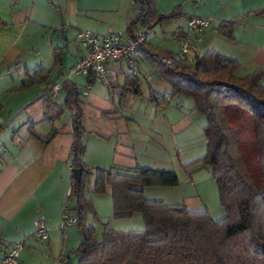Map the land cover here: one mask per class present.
Listing matches in <instances>:
<instances>
[{"label":"crops","instance_id":"1","mask_svg":"<svg viewBox=\"0 0 264 264\" xmlns=\"http://www.w3.org/2000/svg\"><path fill=\"white\" fill-rule=\"evenodd\" d=\"M207 1L170 0L169 3H163V0H156L158 15L165 16L175 10L178 16L160 25V34H162L160 36L165 40L163 43L158 41L154 44L153 39H157L158 34H149L143 48L155 52H173L165 48L169 46L170 41L180 46L187 37L190 40L196 37L187 31V22L190 19L211 18L217 23L215 26H209L199 35L200 42L196 49L198 46H210V50L237 60L240 64L236 72L238 78H243L264 67V0H209L211 5L216 7H213L214 9L205 6ZM137 14L138 5L134 0H0L2 36L28 30L30 34H36L35 40L46 43L45 60L50 61L49 64L46 67L41 63L34 68H27L26 70L33 71L29 75L32 76L39 70H51L47 81L26 88L21 87L26 79L20 77V74L17 78L11 77L12 82L8 80L7 75H0V80L7 81L6 87L0 89V133L21 115L16 114L14 103L17 104V108H23L22 111L26 115V120L8 141L0 143V260L17 243L23 244L19 263L34 264L38 242L51 245L53 241H58L62 246L58 254L67 252L68 247L73 254L81 241L82 234L76 225L61 229L64 210L69 217L75 218L72 211L74 200L69 199L68 196L71 189V118L74 109L73 107L70 109L72 99H68V91L61 87L63 81L71 83L79 94L84 148L81 160L87 168L106 167L105 164L115 156L118 148L129 149L131 153L134 146H142L144 143L154 142L153 144L163 147L164 140L160 126L168 124L174 127L175 121H179V118L186 114L185 103L189 108L188 111L195 112L194 105L191 108L189 102L177 103L175 97L171 98L170 102L165 101L164 104L154 101L158 95L170 93V88L163 93L150 90L151 105L153 102L154 107L160 108L152 115L147 113L149 107L146 103H142V107L139 106L136 111L134 110L136 102L132 100V107L129 110H121L115 103L113 104V101L104 99L103 93L101 96L90 93L85 101L81 100L85 79L69 74L80 53L76 42L77 33L89 31L95 35H105L111 31L127 34V25L136 18ZM222 22H233L232 41L226 40L218 33L217 27ZM58 48L63 49L60 64L54 65L53 51ZM12 50L13 48L3 51L1 57L6 54L11 55ZM40 51L38 47L32 49L35 53L33 57H37ZM195 53L204 52L196 50ZM18 54V50L13 53L15 58L19 57ZM123 67L126 66L109 63L108 69L115 77V81L111 89L101 84L104 91L110 93L112 89L114 90L113 92L120 99L119 106L127 99L130 102L133 97L142 95L141 89L136 94L127 89L129 87L126 85L127 78L132 73L125 74ZM139 71L140 74L136 76L138 81L144 78L145 82H148L152 81V77H160L153 66L143 61L140 62ZM122 74L123 83L119 81ZM57 84L61 85L60 90L53 96L51 88ZM80 84H82L81 89L78 88ZM261 85L264 87V78L261 80ZM4 99L6 100L3 102ZM60 103L71 110L65 123H62L59 117L63 111ZM91 105L97 108L91 113L92 122L88 120L89 113L86 112ZM175 106H180V109H175ZM53 130H56L57 134L47 145L36 138V136L45 138ZM103 169L121 170L113 165ZM90 179L93 181V177ZM172 189L147 188L144 194L148 199L168 203L164 197ZM147 191H150V197H147ZM108 195L111 202L110 192ZM92 207L93 210L98 211L96 204L93 203ZM39 221L48 230L46 241L35 238V224ZM46 262L51 261L46 260ZM68 264H71V258Z\"/></svg>","mask_w":264,"mask_h":264},{"label":"trees","instance_id":"2","mask_svg":"<svg viewBox=\"0 0 264 264\" xmlns=\"http://www.w3.org/2000/svg\"><path fill=\"white\" fill-rule=\"evenodd\" d=\"M134 3L138 5V14L126 28L131 36L138 28L164 25L178 16L175 10L158 15L156 0H134ZM233 28V22H222L217 31L232 41ZM62 51L60 48L53 51L54 65L60 64ZM161 58L169 59L170 64H163ZM136 59L139 65L142 61L150 63L171 86L170 93L160 94L154 101L164 104L168 97L181 95L192 99L194 111L205 116L202 128L205 154L183 168L200 164L210 169L225 216L214 221L207 210L190 212L184 204L145 197L147 188L177 187L179 180L174 171L136 167L114 172L85 167L81 160L84 148L79 94L71 83L63 81L61 87L68 91L74 109L69 199L74 200L75 225L82 234L74 251L77 264H264V87L261 85L264 67L238 78L239 62L215 51L194 53L190 61L179 52L141 48ZM129 71L132 74L126 85L134 86L136 94L139 91L136 76L140 71L138 75ZM50 74L51 70L36 71L28 75L21 87L45 82ZM56 134L53 130L45 138H36L47 145ZM75 169L81 170L79 182L73 176ZM91 177L94 194L109 190L114 220L131 219L139 214L144 228L105 229L100 239H95L94 228L86 223L87 214L97 218L85 199V185Z\"/></svg>","mask_w":264,"mask_h":264},{"label":"rangeland","instance_id":"3","mask_svg":"<svg viewBox=\"0 0 264 264\" xmlns=\"http://www.w3.org/2000/svg\"><path fill=\"white\" fill-rule=\"evenodd\" d=\"M169 1L170 0H163V3H169ZM205 6H207V8L209 9L214 7L213 5H211L209 0L206 2ZM216 23L212 21L210 26H215ZM160 30V25L155 24L152 28L148 29L147 38L149 34L157 33L158 38L153 39L154 44L158 41L160 43H163L165 40L161 39L160 35L162 34H160ZM35 35L36 34H30L28 30H26L25 32H20L19 34H10L7 36H2L0 34V75H7L8 80L11 82L13 81L11 77L17 78L19 77V74L20 77H25V79H27L28 75L30 74H27L25 72L27 68H34L37 65H41V63L43 67H46L49 64L50 61L46 62L45 60L47 54L46 43L42 42L41 40H35ZM167 35L170 36L169 34ZM59 38L60 37L58 36L57 39ZM168 45L169 46L165 48L170 49L171 51H173V53L174 51L178 52L180 47L178 44H174L170 41ZM37 47L41 50L40 54L37 57H33L35 53L32 52V49H35ZM12 48L13 50L11 55L6 54L4 57H1V53L3 51H8ZM210 49V46H198L196 50L202 53L207 50L212 51ZM16 50L19 51V57L17 58H15L16 56L13 55ZM186 57L191 61L194 58V53H189ZM143 62H145V64L151 65L146 61ZM123 68V72L125 74L130 73V71L126 67ZM121 76V78L119 77V81L123 83V74ZM152 78V81L148 82H145L144 78H140L138 86L139 89H141L142 95L133 97L130 102L128 101V99L123 101L121 106H119L118 104L120 102V99L118 95L113 92V89L112 92L109 93L107 90L104 91L101 84H96L92 87L90 93L100 94V96L101 93H103L104 99L113 101V104L115 103L117 108L121 110H129V108L132 107V100L133 102H136V104H134V110L136 111L138 110L139 106L140 108L142 107V103H146L149 107L147 109V113H150L152 115L155 111L160 108L154 107L153 102L151 105V100H149L150 90L154 89L156 92L161 93H163L164 91H169V88L171 90V86L169 85V83L164 79H161V77L158 78L156 76ZM2 80L3 79L0 80V89L6 87L7 81ZM159 80L160 82H158ZM135 84L137 85V83H134V85ZM78 88L81 89L82 84H80ZM127 89H129L130 92H133L134 86H129ZM5 100L6 99H4L3 102ZM81 100L85 101L86 99L82 97ZM178 101L189 102L191 108H193V103L191 99L178 95L175 97V102L178 103ZM175 102L173 101V103ZM14 105V108H16L14 110L17 111L16 114L19 113L21 115H19L9 127H2L3 131L2 133H0V143L7 142L8 139L13 135V133L26 120V115L22 111L23 108H17L18 106L15 103ZM60 105L62 106L63 111L59 117L61 122L65 123L68 120L71 110L69 111L68 108L64 107L63 103H60ZM186 106L187 105L185 103L184 112L186 114L184 116L182 115L179 118V121H175L176 125L174 127L168 124L160 126L162 128L158 126L161 130L162 138L164 140L163 147L158 144H153L154 142L152 144L144 143V145L142 146H134L133 151L131 150L133 152H131L132 154L128 151L129 149L118 148L115 153V156L110 160V162L105 164L107 166L100 167L108 168L113 165V167L121 168V170L123 171L125 169V171L133 170L136 167H148L158 170L174 171L178 177L179 185L177 187H174L172 191H169V193L164 197L167 202L171 204H184L186 209L190 212H200L207 210L214 221H219L224 218L225 211L220 205L216 183L210 175V169L200 164L191 165L186 169L183 168V165L202 157L206 151L205 137L202 131L203 126L206 124V118L205 116L199 115L194 111V113L188 111L189 108L188 106ZM174 108L180 109V106H175ZM70 109H72V105H70ZM95 110H97V108L91 105L89 110L86 111L87 113H89L87 114V117L90 122H92L91 113ZM4 119L6 120L7 117H5ZM159 144L161 143L159 142ZM115 171L116 170H114V172ZM92 182L93 181L91 179L87 181L85 185V196L89 202L91 201V205H93L94 203L96 204V207H98V211L94 210L97 218H93L91 214H87L86 223L94 228L95 239H100L101 233L104 229L136 231L142 230L144 228L143 221L141 219V216L139 215H136L131 219H123L117 221L114 220L112 216V203L110 202V198L108 195L109 190L106 191L107 194H94L92 192ZM149 192L150 191H147V197H150ZM37 247V252L36 254H34V264H57V260L60 258V256H68L69 259L71 258V264H77V258L75 257L74 252L73 254H71L72 252H70L71 249L69 247L67 248V252L58 254L62 249L61 243L58 241H53L51 245L47 243L45 244L43 242H38ZM54 258L56 260H53ZM46 260H50L51 262H46Z\"/></svg>","mask_w":264,"mask_h":264},{"label":"built area","instance_id":"4","mask_svg":"<svg viewBox=\"0 0 264 264\" xmlns=\"http://www.w3.org/2000/svg\"><path fill=\"white\" fill-rule=\"evenodd\" d=\"M211 22V18L190 19L187 22V31L196 37L193 40L188 37L184 39L178 52L185 56L189 53H195L196 46L200 42L199 35L211 25ZM147 32V28H139L132 36L111 31L105 35H95L89 31L78 32L76 42L80 53L75 64L69 70V74L81 76L85 79L81 96L86 98L96 84H102L110 89L115 77L108 69L109 63L124 64L127 69L138 75L139 64L136 56L145 45ZM161 62L170 64V60L167 58H161ZM60 86V84H57L51 88L53 96L60 90ZM170 100L171 98L168 97L166 101L170 102ZM68 196H70V192ZM75 224L76 219L69 217L64 210L61 229ZM35 226V238L46 241L48 230L40 221L36 222ZM22 249V243L14 244L9 253L0 260V264H20L18 259ZM68 259V256H60L57 264H68Z\"/></svg>","mask_w":264,"mask_h":264},{"label":"water","instance_id":"5","mask_svg":"<svg viewBox=\"0 0 264 264\" xmlns=\"http://www.w3.org/2000/svg\"><path fill=\"white\" fill-rule=\"evenodd\" d=\"M73 176H74L75 180L77 182H79L81 179V170H79V169L73 170Z\"/></svg>","mask_w":264,"mask_h":264}]
</instances>
